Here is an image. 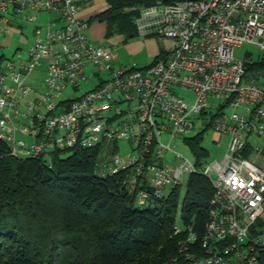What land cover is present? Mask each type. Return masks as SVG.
<instances>
[{
	"label": "built area",
	"instance_id": "built-area-1",
	"mask_svg": "<svg viewBox=\"0 0 264 264\" xmlns=\"http://www.w3.org/2000/svg\"><path fill=\"white\" fill-rule=\"evenodd\" d=\"M83 1L0 0V36L26 24L34 30L32 44L12 58L0 56V139L8 154L51 165L58 151L94 149L97 173L122 174L128 194L141 204L160 203L175 186L184 189L191 174L205 175L214 195L201 242L206 253L189 255L193 264H261L264 0L126 7L139 10L138 34L169 41L145 67L115 64V48L91 37V23L80 15ZM244 43L261 53L237 59L235 48ZM182 91L193 92V101ZM208 127L230 137L221 158H190L172 148L174 139L190 146L187 137ZM121 140L130 148L124 155ZM181 229L177 224L175 234ZM195 239L191 232L188 240Z\"/></svg>",
	"mask_w": 264,
	"mask_h": 264
},
{
	"label": "trees",
	"instance_id": "trees-1",
	"mask_svg": "<svg viewBox=\"0 0 264 264\" xmlns=\"http://www.w3.org/2000/svg\"><path fill=\"white\" fill-rule=\"evenodd\" d=\"M157 1L109 0L99 15L107 36H137L139 10L126 7ZM202 140V132L187 137L196 156L208 157ZM52 160L11 156L0 139V264H193L189 255H205L201 242L214 195L207 176L193 173L184 189L175 186L160 203L141 204L122 174L97 173L94 149L58 151ZM177 224L182 229L175 234ZM259 258L264 264V249Z\"/></svg>",
	"mask_w": 264,
	"mask_h": 264
},
{
	"label": "rangeland",
	"instance_id": "rangeland-1",
	"mask_svg": "<svg viewBox=\"0 0 264 264\" xmlns=\"http://www.w3.org/2000/svg\"><path fill=\"white\" fill-rule=\"evenodd\" d=\"M46 18V15H44L41 19L44 20ZM135 19H134V23H135ZM98 22L95 21L93 22L94 24H97ZM136 26V24H135ZM136 37V36H135ZM142 35L138 34L136 38L130 37L128 38V40L126 42H115L114 39L111 38H107L105 36L99 38L96 42L99 44H102L106 47H111V48H115V50L118 53V59L115 62V64L117 66H119V64L123 63V64H132V63H141L140 60H142L144 57L143 54H146V50L144 49H139L141 44L140 41L143 40ZM23 40H27L23 41ZM34 40V30H33V25L32 24H26L24 27L23 31H15L13 33L12 36L10 35H6V36H0V56L2 54H4V56L6 58H12L15 54V50L20 47V46H24V47H28L30 44H32ZM158 40V39H157ZM162 41L161 45L165 48H168L169 45V41L167 39L165 40H159ZM7 44V45H6ZM6 45V46H4ZM261 53L260 49L254 45V44H250V43H244L242 45H239L235 48V57L237 59H241L244 61L249 60L250 58H255L257 57L259 54ZM151 58H149L148 60H150ZM29 82H32L31 79H29ZM95 83V79L92 80V84L84 86V88H82L79 92H77L76 94H80L83 91L86 90V88H90L91 86H93V84ZM183 94L191 101H193L195 94L191 91H182ZM225 110H229L228 107L225 108ZM201 125H202V121H201ZM196 130H194L189 136H193L196 135ZM203 133V140H202V145L208 149V151L210 152L209 156L211 159H218L221 158L224 153L226 152V150L228 149V144L230 141V137L227 134H222L217 132L213 127H208L207 129L202 131ZM162 139L165 143H168L170 141V136L169 134H164L162 136ZM260 143H264V139H260L259 140ZM120 146H121V150L120 153L124 155V153L129 152L130 148L128 146V141L127 140H121L120 141ZM171 146L173 149L181 152L182 154L190 157V158H194L195 154L193 152V150L191 149L190 146H188L184 141L182 140H173L171 142ZM187 177H184V180H186ZM184 195V191H181V195H180V200L182 199ZM261 223H263L264 221L261 220L259 221Z\"/></svg>",
	"mask_w": 264,
	"mask_h": 264
},
{
	"label": "crops",
	"instance_id": "crops-1",
	"mask_svg": "<svg viewBox=\"0 0 264 264\" xmlns=\"http://www.w3.org/2000/svg\"><path fill=\"white\" fill-rule=\"evenodd\" d=\"M109 7V0H84L83 6L80 10V15L91 20V28H90V35L97 41L99 38L105 36L107 38H111L115 40V42H126L128 38L125 34L116 33L112 36H107V22L101 21L99 19V15L105 11ZM97 21V24L93 25V22ZM137 37V36H136ZM136 37H132L136 38ZM162 41L157 40L154 37H143V40L140 41V48L146 50V54H143L144 57L141 63H132V64H119V66H134V67H145L150 65L155 58H157L164 50L167 48L161 45ZM119 57V56H118ZM118 57L116 58L115 62L117 61ZM151 58L150 60H148Z\"/></svg>",
	"mask_w": 264,
	"mask_h": 264
}]
</instances>
